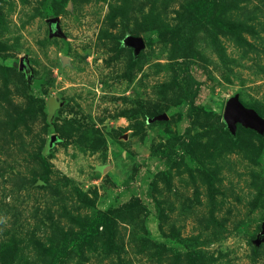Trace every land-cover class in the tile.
<instances>
[{"label":"rangeland","instance_id":"374dc122","mask_svg":"<svg viewBox=\"0 0 264 264\" xmlns=\"http://www.w3.org/2000/svg\"><path fill=\"white\" fill-rule=\"evenodd\" d=\"M263 127L264 0H0V264H264Z\"/></svg>","mask_w":264,"mask_h":264},{"label":"water","instance_id":"95a60500","mask_svg":"<svg viewBox=\"0 0 264 264\" xmlns=\"http://www.w3.org/2000/svg\"><path fill=\"white\" fill-rule=\"evenodd\" d=\"M53 23L56 22V19L51 20ZM135 46L139 49L143 46L142 40L134 41ZM224 119L227 123L228 129L233 131L236 128L237 124H241L247 128H254L258 126L259 119L255 112L244 107L238 100L237 97L230 99L227 102ZM264 129V127H263Z\"/></svg>","mask_w":264,"mask_h":264},{"label":"trees","instance_id":"16d2710c","mask_svg":"<svg viewBox=\"0 0 264 264\" xmlns=\"http://www.w3.org/2000/svg\"><path fill=\"white\" fill-rule=\"evenodd\" d=\"M193 82V80H192ZM192 86V83H190V87ZM192 89V87H191ZM191 91V90H190ZM196 97V91L195 92H190V95L188 96L189 99V108H192L194 106V99Z\"/></svg>","mask_w":264,"mask_h":264}]
</instances>
